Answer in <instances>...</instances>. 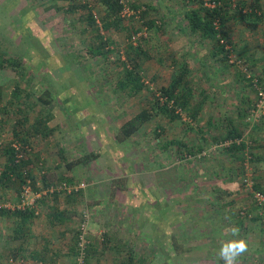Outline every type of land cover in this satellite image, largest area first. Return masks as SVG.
Returning <instances> with one entry per match:
<instances>
[{"label":"rangeland","instance_id":"1","mask_svg":"<svg viewBox=\"0 0 264 264\" xmlns=\"http://www.w3.org/2000/svg\"><path fill=\"white\" fill-rule=\"evenodd\" d=\"M194 1L127 0L122 12L130 17L124 22L126 34L102 31L99 0H0V53L25 65L22 75L15 77L20 99L27 103L23 111L29 125L49 113L46 126L54 129L47 138L31 134L30 150L21 155L33 161L38 187L41 175H47L61 204L72 189L76 191L68 206L73 210L70 220L52 226L39 208L30 227L32 236L24 242L10 241L12 219L0 218V264H70L69 246L82 219L92 247L87 264H121L129 257L131 264H224L219 251L230 241L219 238L225 227L231 229L234 214L223 211V205L238 210V205L252 203L244 179L264 189V16L255 27L239 19L229 21L232 45L225 42L226 60L212 56L211 41L190 31L183 20L186 11L197 8ZM199 1L213 6L210 0ZM224 1L230 14L244 5L243 13L256 8L254 12L264 15V0ZM128 3L140 7L139 12ZM70 5H87L96 27L88 26L85 8L67 13ZM147 22L153 23L152 30ZM97 33L109 41L99 58L87 52ZM130 43L150 57L141 58L142 89L135 94L120 85L125 79L121 63L131 67L126 60ZM135 51L129 52L131 57ZM3 65L0 81H12L8 77L14 71ZM180 66L188 70L190 108L200 104L194 120L184 111H179L180 119L171 120L162 110V90ZM12 91V86L2 89L0 96V148L18 144L12 132L19 118L18 102ZM239 109L248 112L239 118ZM142 110L151 119L121 141L122 126ZM230 121L242 132V152L228 151L229 143L222 140ZM17 131L22 132L20 126ZM39 161L42 170L36 166ZM3 162L0 156V169ZM64 182L69 191L61 189ZM81 184L84 187L77 190ZM229 184L236 186L233 198L226 195ZM13 191L14 185L11 191L0 190L12 208ZM30 191L26 187L22 193L24 204L40 197ZM256 211L260 213L245 217L264 223V210ZM217 229L222 234L212 236ZM45 241L58 251L57 258H49L54 253H48L45 263L29 258V252H40ZM245 244L247 250L235 264H264V253H254L250 243ZM18 245L27 251L22 261L10 252Z\"/></svg>","mask_w":264,"mask_h":264},{"label":"trees","instance_id":"2","mask_svg":"<svg viewBox=\"0 0 264 264\" xmlns=\"http://www.w3.org/2000/svg\"><path fill=\"white\" fill-rule=\"evenodd\" d=\"M101 2V7L103 9L104 15L100 18V27L102 31L108 32L111 30H120L125 31L126 34L129 33V29L124 25V22L129 20L130 17H125L122 15L123 10L125 9V6L127 4V0H99ZM197 8H192L183 16V20L186 22L187 26L189 27L190 31L192 32H198L199 36L204 40L211 41L212 43V56H218L222 55L223 58L227 60L228 51L225 48V42L227 45H232V39H231V29L228 25L229 21L231 19H239L244 22H249V25L251 27H255L258 22H260L263 18V14L258 13L257 11L252 13H243L241 8H238L236 12L230 14L229 8L227 6L228 2L224 0H210L209 3H211L212 7H206L203 6L204 3L199 0H195ZM129 4V3H128ZM255 5V4H254ZM54 8V6L50 7ZM86 9L87 10V16L86 20L89 27H96L97 20L95 19V16L91 13V10L88 9L87 5H81V6H74L70 5L67 9V13H75L79 9ZM129 8L132 11L139 12V8L137 5L130 3ZM145 15V11L141 13V16L143 17ZM145 26L148 28V30H152L153 23L147 22L145 23ZM95 39L97 40L94 45L89 46L87 49L88 55L90 57H102L105 54L107 44L109 41L104 38L100 33H97ZM128 50L131 53L132 49L136 50L135 54L131 57L130 53H126V60L130 62L131 67L127 65V63L122 62L123 65V75L125 76L124 81L120 83V85L129 86L130 91L132 94L137 93L142 89V83L140 82V72H141V58L149 59L150 57L146 52L140 49V47H137L139 50V53L137 52V48L133 47V45H128ZM231 49V46H230ZM230 51V50H229ZM133 54V53H131ZM20 59H12L8 58L5 59L2 56V53H0V70L3 69L4 65H10L12 70L14 71V75H10L8 80L6 82L0 81V96L2 89H7L8 87L12 86L13 91V97L16 99L15 101L18 102V109L16 113L19 115V118L15 121L13 124V136L17 138V147L12 145H7L5 147L0 148V156L4 158V162L1 165V171H0V190L1 192H8L11 191V185H14V194H15V200H13V208L12 207H0V218H11L13 222V228L11 233L8 235V238L10 241H25L28 236H32L31 233V224L32 220L38 216L36 213V210L41 208V211H46L45 218L49 222L50 225L54 226L56 224H64L66 221L70 220L69 217L72 215L73 210H69L68 206H71L70 203L73 204V200L75 198L74 195H72L74 192V189L71 190V193L66 195V201L65 205L61 204L59 202L60 193L55 192L57 191L56 188H53L52 185L48 182L47 175L43 173L41 177L39 178V183L41 184V187L37 186V179L33 175L32 172V164L33 161L29 159L28 157H25L21 155L22 153L25 154L29 152V144H28V138L32 135H41L43 138L49 137L51 134H53L54 129H49L46 125L51 119V115L47 113L44 116H41L40 118H36L33 123L29 125V117L24 113L23 106L27 103L26 101H22L20 99L19 93L20 90L17 87L16 79L15 77L22 75L21 70L24 68V62L19 61ZM126 61V62H127ZM128 67H127V66ZM20 70V71H19ZM188 76V70L187 68H184L183 66H180L172 78V81L169 85V87L163 89L162 97L164 98V107H162L163 112L166 114L167 117H169L171 120L180 119L181 115L179 114V111L181 112H190V116L192 120L196 119L198 116L200 110V104L198 106H195L194 108H190V88H188L187 79ZM126 81V82H125ZM181 85L180 94L178 92L179 86ZM28 98H30V95H27ZM1 99V98H0ZM42 102L44 103V106L47 108L46 104L48 102L46 100L42 99ZM169 103H171L169 105ZM248 104V103H246ZM188 108H190V111H188ZM248 112L246 109H239L238 114L239 118L244 116V113ZM1 113V109H0ZM43 114V111L42 113ZM151 114L147 110L140 111L133 119L128 121L122 126V130L120 131L121 138H119L121 141L130 138L132 135H134L142 125L147 123L151 119ZM21 127L22 132L19 133L17 131L18 127ZM239 125H235L233 121H230L228 124V128L226 131V135L222 140H225L224 142L229 143L228 151H238L242 152L246 145L243 142V135L241 130L238 127ZM227 151V150H226ZM62 159V155L60 156ZM63 162V160H62ZM39 170L43 169V162L39 161L36 165ZM66 181V179H65ZM67 182H70L67 180ZM65 184V182H64ZM61 186V185H60ZM28 187L31 189V193L33 195L40 194V197L35 199V203L32 204H24L22 193L24 192L25 188ZM254 189L256 191L261 192L264 194V189L260 188L258 184L255 183ZM50 189V190H49ZM53 190V191H52ZM44 192L43 195L41 193ZM3 195L0 196V205H9L7 204L2 198ZM252 199V197H251ZM252 205L256 209H263L264 203L257 205L254 203V201H251ZM22 205V206H21ZM43 209V210H42ZM264 210V209H263ZM260 213V212H259ZM257 217V216H255ZM84 220L82 219L80 221V224ZM78 225L77 229H75V232H73V239L71 241V246H69V253L72 254V259L70 264H74V257L76 253L78 252V239L80 232V226ZM61 237L65 236V233L62 232ZM89 239V237H88ZM91 243H89L86 247L85 253H87L85 264H87V258L89 257V254L91 252ZM10 252L14 256V260L20 259L21 261L25 259V253L27 252L25 248L22 245H18L15 248H11ZM51 253L54 257L52 260H55L57 257L56 254H59L58 251L51 250L49 242L44 243V246L40 252L38 251H30L29 252V258H31L34 261H39V263H45L47 260L46 257H48ZM47 254V255H46ZM56 255V256H55ZM126 263L121 264H131L130 257L129 259L125 260Z\"/></svg>","mask_w":264,"mask_h":264},{"label":"crops","instance_id":"3","mask_svg":"<svg viewBox=\"0 0 264 264\" xmlns=\"http://www.w3.org/2000/svg\"><path fill=\"white\" fill-rule=\"evenodd\" d=\"M236 186L234 184H229L226 186V195H230L231 197L233 196L232 194L235 193L232 191V188H235ZM233 198V197H232ZM233 202V199H231L230 203ZM220 210L222 209L223 206L225 208L223 211H230L229 214H234L233 216H230L232 221L230 224L231 229H226L227 227L224 228V233L223 237L219 238L223 239L225 242H233V241H239L243 240L244 242H247V244L250 243L249 248H252L254 250V253H264V223L263 221H258L252 218L251 220H247L245 217V214L248 212H251V206L254 209L255 207L253 205H249L248 203L246 205H238V210L237 208L234 209V206L230 205H220ZM213 207L219 208L217 205H213ZM230 208V209H228ZM234 209V211L232 210ZM264 209V207H263ZM261 208L260 211H263ZM256 211L255 209L251 214H255ZM221 230V229H220ZM220 230L217 229V232L212 234V236L217 235V234H222ZM233 234L234 237H233ZM232 235V237H231ZM218 237V236H215ZM218 240V239H217ZM209 241H212V238L209 239Z\"/></svg>","mask_w":264,"mask_h":264},{"label":"built area","instance_id":"4","mask_svg":"<svg viewBox=\"0 0 264 264\" xmlns=\"http://www.w3.org/2000/svg\"><path fill=\"white\" fill-rule=\"evenodd\" d=\"M242 184L245 187L249 188L252 201H254V203H256L257 205L264 203V194L261 192L255 191L253 189V182L250 181L249 178L244 179ZM81 187H84V185L81 184L80 188H77V190L81 189ZM61 189L69 191L70 187H68L66 184L64 185L63 183ZM22 205H24V202L22 203ZM1 206L9 207V205H0V207ZM80 225H81L80 226L81 233L79 234V239H78V244H77L79 253H76L74 257V264H85L86 256H87V253H85V251H86L87 245L89 244L88 233H87V221L84 220Z\"/></svg>","mask_w":264,"mask_h":264},{"label":"clouds","instance_id":"5","mask_svg":"<svg viewBox=\"0 0 264 264\" xmlns=\"http://www.w3.org/2000/svg\"><path fill=\"white\" fill-rule=\"evenodd\" d=\"M247 250L243 240L233 241L225 244L219 251L224 264H235L236 258Z\"/></svg>","mask_w":264,"mask_h":264}]
</instances>
